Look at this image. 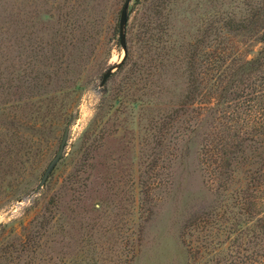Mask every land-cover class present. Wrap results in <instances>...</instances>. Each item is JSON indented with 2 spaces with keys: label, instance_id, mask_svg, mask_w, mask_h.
I'll return each mask as SVG.
<instances>
[{
  "label": "rangeland",
  "instance_id": "obj_1",
  "mask_svg": "<svg viewBox=\"0 0 264 264\" xmlns=\"http://www.w3.org/2000/svg\"><path fill=\"white\" fill-rule=\"evenodd\" d=\"M125 2L0 0V264H185L182 226L207 203L198 139L177 146L169 133L166 149L157 145L158 118L183 90L169 68L160 82L166 94L157 100L163 105L146 110L142 101L153 97L143 95L142 75L123 91L124 53L113 27ZM135 2H127L123 37L139 67L148 55L146 8L130 14ZM159 4V46L181 45L173 55L230 65L264 49L262 23L226 34L216 24L209 37L212 17L233 11L231 0L145 2ZM131 99L137 108L126 105ZM67 126L63 155L37 190ZM164 172L173 187L161 192L155 186Z\"/></svg>",
  "mask_w": 264,
  "mask_h": 264
},
{
  "label": "trees",
  "instance_id": "obj_2",
  "mask_svg": "<svg viewBox=\"0 0 264 264\" xmlns=\"http://www.w3.org/2000/svg\"><path fill=\"white\" fill-rule=\"evenodd\" d=\"M147 1L136 0L130 14L137 6L146 8L142 51L148 55H142L138 67L133 48H127L119 72L127 73L126 85L130 84L122 88L124 92L136 85L133 75H142L143 95L149 96L150 91L153 97L142 101L147 111L151 105H163L157 100L166 94L160 82L168 68L183 86L178 101L158 118L156 128L157 145L163 150L169 144V133L177 146L184 138L198 139V164L207 203L198 212H191L182 226L179 242L184 263L264 264V49L250 60L230 65L207 55H173L181 45L159 46L165 41L157 25L163 8L160 4L148 8ZM231 2L233 11L212 17L209 37L221 23L219 30L225 34L262 23L259 40L264 45V0ZM137 20L132 18L128 35ZM118 26L119 21L113 27L114 35ZM126 105L135 109L138 101L131 99ZM171 186V174L164 172L155 189L166 192Z\"/></svg>",
  "mask_w": 264,
  "mask_h": 264
},
{
  "label": "water",
  "instance_id": "obj_3",
  "mask_svg": "<svg viewBox=\"0 0 264 264\" xmlns=\"http://www.w3.org/2000/svg\"><path fill=\"white\" fill-rule=\"evenodd\" d=\"M127 2H128V0H126L125 4L123 5V8L121 10L119 26H118V38H119V43L123 49L124 57L126 55L127 48H126V43L124 42V37H123V23H124V21H126V17H127V15L124 13L125 8L127 6ZM110 74H111L110 72H107L103 75L101 82H100V86H103L106 83V81L110 77ZM67 134H68V126L66 127V129L64 131V135L61 139L58 152L55 155V157L52 159V161L49 163V165L47 166V168H46V170H45V172H44V174L40 180V183L37 187V190L41 189L45 185L47 178H48V175L50 174L51 170L53 169V167L56 165V163L62 157L63 152H64V148H65V144H66V140H67Z\"/></svg>",
  "mask_w": 264,
  "mask_h": 264
}]
</instances>
